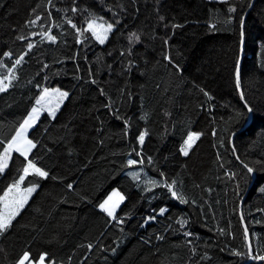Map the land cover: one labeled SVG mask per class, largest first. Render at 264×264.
I'll return each instance as SVG.
<instances>
[{
  "label": "trees",
  "instance_id": "trees-1",
  "mask_svg": "<svg viewBox=\"0 0 264 264\" xmlns=\"http://www.w3.org/2000/svg\"><path fill=\"white\" fill-rule=\"evenodd\" d=\"M231 3L251 5L237 9L245 20L243 40L235 19L224 23L228 5L215 0H52V6L48 0H0V60L11 67L14 58L27 53L14 87L0 93V140L10 135L42 87L70 91L55 120L43 113L30 130V138L40 141L30 158L57 179L40 181L10 234L0 237V264H13L25 248L33 256L48 251L57 264H262L235 257L231 249L245 251V227L254 252L264 248V193L259 191L264 187V0ZM74 6L81 11L72 13ZM90 13L110 23L119 21L104 45L91 39L76 44L75 30L64 22L71 18L86 27ZM35 15L42 20L25 26ZM49 27L56 44L41 42L40 33ZM130 32L140 36L132 45L136 66L121 76L127 61L120 52L128 48ZM21 34L29 41L17 40ZM28 42L34 44L30 51ZM242 45L237 89L234 71ZM4 51H12L13 57L4 58ZM74 53L79 55L71 58ZM164 55L171 56L180 71ZM89 68L96 85L85 83ZM0 75H7L6 68H0ZM126 82L133 98L122 115L132 118L133 127L122 138V124L103 108L105 97L99 89L118 99V89ZM241 92L253 109L250 114ZM237 112L242 113L239 118ZM144 113L146 120H140ZM143 128L149 131L143 154L152 156L155 164L121 168L128 158L139 159L131 149L141 150L134 137ZM188 131L202 135L184 157L179 146ZM21 160L13 154L0 175V195L16 177ZM242 162L254 172L247 173ZM157 169L180 182L178 190L190 203L180 204L166 189L146 183L161 180ZM132 171L140 174L138 180L127 174ZM67 183L74 190H68ZM113 189L125 197L116 211L124 221L119 226L98 208ZM160 207L167 209L164 215ZM152 215L156 220L146 219ZM178 220L187 224L181 228ZM185 231L192 235L185 236ZM88 243L93 244L91 252L80 247Z\"/></svg>",
  "mask_w": 264,
  "mask_h": 264
},
{
  "label": "snow or ice",
  "instance_id": "snow-or-ice-1",
  "mask_svg": "<svg viewBox=\"0 0 264 264\" xmlns=\"http://www.w3.org/2000/svg\"><path fill=\"white\" fill-rule=\"evenodd\" d=\"M221 3H225L228 5L227 7V18L225 19V24H231L235 19L239 25V34L240 37L243 38L244 33V24L245 20L243 16H240L237 12L238 8L242 7H250L251 5L247 3L241 4H233L231 0H220ZM75 4V0H73ZM48 5L52 6V0H48ZM81 9L78 7H72L71 12L77 13L80 12ZM83 11H88V9H83ZM33 14L36 13V9H32ZM48 16L51 17V12L48 13ZM159 19L161 21L164 20L163 16H160ZM42 20L40 15H35V19H28L25 22V26L36 25L37 21ZM71 29L75 30V43L82 44L87 39L94 40L100 45H104L109 38V35L113 33L116 24L107 22L102 16H95L94 14H89V17L85 18L86 27L80 28L76 23L73 22L71 18H66L64 21ZM181 25L173 24L172 28H178ZM211 27H215L212 25ZM85 33H90L89 37H85ZM29 35H35V33H30ZM41 42L48 41L51 44L57 43V36L52 34V29L49 27L47 30L40 33ZM84 38L83 40L81 38ZM17 40L20 41H29V36H25L23 34L16 36ZM140 41V36L135 32H130L128 35L129 46L125 51L120 52V56L126 60V63L122 64L121 71L119 75L126 76L128 73H131L136 66L134 60L131 58L133 56L132 45L138 43ZM164 43L167 44V40H164ZM34 48V44L31 42L27 43V49L30 51ZM111 53H109L110 55ZM4 58H12V51H4ZM27 53H22L18 57L13 59L11 67H7L2 60H0V68H6L7 75H0V93H6L10 88L14 87V82L18 80L17 70L19 66H21L24 62V58ZM79 53H74L73 57L78 56ZM86 59V58H85ZM163 59L168 62L170 66H172L177 72L180 71L179 65L173 62V58L169 55H164ZM44 68H47L48 65L44 64ZM111 68V65L108 66ZM79 66L76 67V73H79ZM144 75V73H141ZM235 85L236 88L239 89L241 86V66L240 61L237 60L235 64ZM94 74L91 68L87 71L88 79L85 80V83H90L92 85L97 84V80L93 78ZM75 79L81 80L84 79L80 75H75ZM31 83V81H29ZM40 87V85H37ZM141 88L143 85L140 86ZM159 87V85H157ZM200 92L203 93L205 97L209 100L212 97L209 95L207 91L203 88L199 89ZM99 93L102 97H105V102L102 104L103 108L108 110V113L114 117L115 120L120 121L122 124V138L128 137L131 128L133 127V122L131 117H127L122 115V109L127 107L129 101L133 98V92L128 86L127 82L125 87L118 89V99H113V97L106 93L104 88L99 89ZM70 91L64 90L61 87H42L39 95L35 97V103L31 106L30 109L26 110V114L22 116V118L17 122V125L11 130L9 136H6L4 139L0 140V175L5 174V170L9 168V162L13 161V154H17L18 158H22L20 167L16 170V177H14L11 183H8L7 186L3 189V195H0V237H4L10 234V231L14 228V222L17 221V218L21 216L22 210L25 209V206L28 205L30 198L33 193L37 192V190L41 187L40 181L52 179L56 180L57 177L50 174L49 170H46L43 166H38L37 160L35 158H30V156H34L33 150L37 149L40 141L35 137L30 138V129H34V126L37 124V121L40 118L41 113H47V116L56 119L57 113L60 111L61 106L64 102L69 99ZM240 99L244 101L243 107L247 109L248 112H252L253 109L249 106L248 102L245 99L243 92L240 93ZM165 115H168L166 112ZM242 115L241 112L236 113V118H239ZM147 113L140 115V120H146ZM99 119V117H97ZM104 121H100L101 127L97 128L96 131L99 133L103 129ZM149 131L147 128L139 129L138 134L135 135V142L140 146V151H137L135 147L131 149V153H135V156L139 159L128 158L124 163H122L121 168L124 167H132L136 165H144L145 162L149 165H154L155 161L152 156L145 157L143 154V146L146 141V137H148ZM202 133L199 131H188L186 138L183 139V142L179 146V154L187 157L189 156V151L192 149L194 143L201 137ZM101 144L103 140L99 141ZM42 146V145H41ZM47 152H51V148L46 149ZM233 152L236 151L235 148L232 149ZM71 153V150H70ZM131 153L129 156H131ZM217 159H220L219 155H217ZM236 159H239L237 156ZM261 163V162H257ZM243 169L246 170L247 173H253L254 168L249 165V163L242 162ZM261 167H264V163H261ZM158 171L161 180L150 179L146 181L147 184L152 187H162L167 190V192L171 195L174 200H177L180 204H188L190 203L189 199L182 193V191L178 190L180 186V182L175 179H169L164 171ZM132 177L133 180L139 179V173L132 171L127 173ZM232 178H235L236 174H231ZM29 177H32V180H29ZM27 182V187H23V185ZM66 188L68 190H74V185L72 183H67ZM145 191H150L149 188H145ZM261 193H264V187L259 189ZM84 199V197H81ZM115 198V199H114ZM125 197L121 195L117 190L113 189L112 193L102 202L98 204V208L106 214L107 218H109L110 222H115L117 226L122 225L124 221L119 219L116 216V209L119 207L121 201H123ZM192 204H195L196 201L192 200ZM167 212L165 207L159 208V214L164 215ZM147 220H156V216L152 215L146 218ZM243 220V217H241ZM177 223L183 228L186 224V220H178ZM123 231V229H120ZM221 234H223V230L221 229ZM185 236L190 237L192 235L191 232H184ZM244 236V245L245 251H239L235 248L231 249V255L235 257H247L254 261H261L264 264V248L261 249L259 253L254 252L252 244L249 239V232L247 227L244 228L243 232ZM157 240H163V235H156ZM188 244H191V240L187 241ZM80 247H86L89 252L93 249V244L88 243L86 245H81ZM206 257H202L204 259ZM71 260V257H69ZM13 264H57V261L52 258V255L48 251H40L36 256H33L30 249H22L20 253L17 255Z\"/></svg>",
  "mask_w": 264,
  "mask_h": 264
},
{
  "label": "water",
  "instance_id": "water-1",
  "mask_svg": "<svg viewBox=\"0 0 264 264\" xmlns=\"http://www.w3.org/2000/svg\"><path fill=\"white\" fill-rule=\"evenodd\" d=\"M242 40H243V38H242ZM242 48H243V45L241 46V51H240V56H239L240 66H241V61H242V56H243V50H242ZM249 114H250V112H249Z\"/></svg>",
  "mask_w": 264,
  "mask_h": 264
},
{
  "label": "rangeland",
  "instance_id": "rangeland-1",
  "mask_svg": "<svg viewBox=\"0 0 264 264\" xmlns=\"http://www.w3.org/2000/svg\"><path fill=\"white\" fill-rule=\"evenodd\" d=\"M215 1H220V0H215ZM42 114H43V113H41V115H42ZM46 114H47V113H46ZM41 115H40V116H41ZM30 130H31V129H30ZM115 190H116V189H115ZM112 191H113V190H112ZM112 191L108 194V196L112 193ZM117 191H118V190H117ZM118 192H119V191H118ZM119 193H120V192H119ZM120 194H121V193H120ZM121 195H122V194H121ZM108 196H107V197H108ZM107 197H106V198H107ZM106 198H105V199H106ZM114 199H115V198H114ZM122 202H123V201L120 202L119 207H120V205L122 204ZM119 207H118V208H119ZM118 208L116 209V211L118 210ZM99 210H100V209H99ZM100 211H101V210H100ZM104 214H105V213H104Z\"/></svg>",
  "mask_w": 264,
  "mask_h": 264
}]
</instances>
